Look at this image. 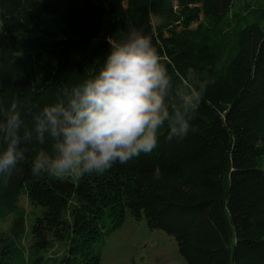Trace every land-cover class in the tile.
Instances as JSON below:
<instances>
[{
  "label": "trees",
  "instance_id": "trees-1",
  "mask_svg": "<svg viewBox=\"0 0 264 264\" xmlns=\"http://www.w3.org/2000/svg\"><path fill=\"white\" fill-rule=\"evenodd\" d=\"M0 0V119L25 120L98 73L130 27L152 37L175 80L210 83L183 138L79 179L33 176L29 151L0 181V264L25 248L23 196L39 210L29 264H103L106 240L136 221L173 238L189 264H264V0ZM58 20L56 31L46 24ZM159 166L162 177L153 181Z\"/></svg>",
  "mask_w": 264,
  "mask_h": 264
},
{
  "label": "clouds",
  "instance_id": "clouds-1",
  "mask_svg": "<svg viewBox=\"0 0 264 264\" xmlns=\"http://www.w3.org/2000/svg\"><path fill=\"white\" fill-rule=\"evenodd\" d=\"M111 48L97 74L61 86L54 102L25 120L13 99L0 119V181L7 185L31 150L33 176L79 179L150 154L158 131L169 139L197 131L190 121L210 83L188 68L175 80L152 37L130 27ZM157 166L153 181L162 177Z\"/></svg>",
  "mask_w": 264,
  "mask_h": 264
},
{
  "label": "rangeland",
  "instance_id": "rangeland-1",
  "mask_svg": "<svg viewBox=\"0 0 264 264\" xmlns=\"http://www.w3.org/2000/svg\"><path fill=\"white\" fill-rule=\"evenodd\" d=\"M246 0H239L242 5ZM1 19V13H0ZM58 20L48 18L46 24L56 31ZM21 206L28 220L25 248L13 247L10 253L11 264H29L25 258L27 247L32 243V226L39 210L35 208L27 196H23ZM13 217L0 220V234H9ZM103 264H189L180 254L178 243L166 232L152 230L146 220L136 221L130 215L123 227L112 234L105 243L102 255Z\"/></svg>",
  "mask_w": 264,
  "mask_h": 264
}]
</instances>
